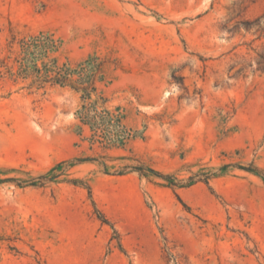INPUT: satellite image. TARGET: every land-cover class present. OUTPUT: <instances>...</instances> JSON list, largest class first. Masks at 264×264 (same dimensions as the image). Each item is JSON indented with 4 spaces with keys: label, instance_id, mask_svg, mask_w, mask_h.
<instances>
[{
    "label": "rangeland",
    "instance_id": "374dc122",
    "mask_svg": "<svg viewBox=\"0 0 264 264\" xmlns=\"http://www.w3.org/2000/svg\"><path fill=\"white\" fill-rule=\"evenodd\" d=\"M40 32L60 63L104 62L88 102L133 138L80 131V92L13 81L2 62ZM263 69L264 0H0V264H264Z\"/></svg>",
    "mask_w": 264,
    "mask_h": 264
},
{
    "label": "trees",
    "instance_id": "16d2710c",
    "mask_svg": "<svg viewBox=\"0 0 264 264\" xmlns=\"http://www.w3.org/2000/svg\"><path fill=\"white\" fill-rule=\"evenodd\" d=\"M256 20L255 22H257ZM61 47L59 40L48 32H40L38 34L29 35L21 38L17 42V49L10 53L7 66L2 62V67L10 74L14 82L18 80L30 81L26 87L29 90H44L47 86H58L60 88L69 87L75 92L82 93L81 99L85 103L80 110L76 112V117L79 121V130L88 128L93 137L97 134L104 135L112 143L124 145L126 141L133 138L131 131L123 125V116L116 112H111L103 107L102 102L99 106V101L104 99L98 97V100H91L93 94L98 91L97 84L105 80L103 72L104 62L99 58L88 57L78 64H72L71 61L60 63L58 58H53L52 55L57 53ZM264 70V69H263ZM101 108V109H100ZM85 159H79L77 162H83ZM64 166V163L57 164L48 173L30 181L32 186H41L46 181H53L58 177V172ZM71 166V165H69ZM105 173H108V166L101 163ZM126 169L119 171V175L126 173V170L137 172L141 176H153L164 180L170 186H178L179 182L171 176H164L151 168L144 166H126ZM227 168V166L222 169ZM249 173L258 175L259 172L252 167H238ZM205 177L204 182L208 183L209 177ZM13 179H1L0 184L12 182ZM77 182V181H75ZM193 178H190L188 183H192ZM105 222V219H103Z\"/></svg>",
    "mask_w": 264,
    "mask_h": 264
}]
</instances>
